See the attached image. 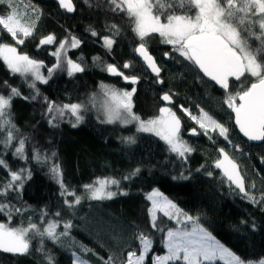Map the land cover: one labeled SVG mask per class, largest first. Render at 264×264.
<instances>
[{
	"label": "trees",
	"instance_id": "trees-1",
	"mask_svg": "<svg viewBox=\"0 0 264 264\" xmlns=\"http://www.w3.org/2000/svg\"><path fill=\"white\" fill-rule=\"evenodd\" d=\"M21 1L17 0V3ZM25 1L29 5L27 19H35L32 7L39 17L34 34L26 38L24 44L16 45L11 36L2 31L0 43L16 46L18 53L42 60L46 71L56 63V57L51 53L59 42L65 37L75 36L81 44L76 49H69L67 57L80 63L84 71L72 76L68 75L66 67L54 71L46 84L37 82L40 95L32 100L34 92L28 87L31 79L11 73L0 60V94L7 96L10 88H17L21 94L13 99L11 113L13 123L19 129L18 137L28 138L25 145L28 159L23 161L12 156L15 144L7 152L0 146V156L12 171L21 168L31 171V178L26 180L23 188L9 192L6 197L0 196V203L22 209L20 213L13 211L11 227H26L29 218L39 223L42 211L48 213L47 219L61 221L58 232L63 231L66 221H71L72 227L68 236L62 237L59 243L44 238L43 252L38 251L41 247L39 237L30 239V248L25 254L0 250V264H47V255L52 257L53 264H73V253L89 264H104L109 257H112V264H123L129 251L138 253L137 231L153 239L152 253L144 262L151 264L153 253L164 254L166 251L161 243L162 233L152 228L148 214L151 203L146 194L153 189L160 190L183 212L197 218L201 227L243 260L264 258V202H261V194L264 193V142L251 144L239 136L233 126L231 110L223 105L225 91L174 53L170 45L162 44L158 34H153L147 38L146 44L161 70L159 80L163 83H157V78L148 73L133 53L140 41L132 32V21L126 13L113 11L110 0H73L74 11L71 14L54 0ZM7 11L6 5L0 4V13ZM184 11L178 2L172 9H165L166 14L179 15ZM112 25L119 28V34L114 35L110 31ZM91 30H95L98 36H92ZM48 34H54L55 43L38 48L40 38ZM103 36L114 39L111 51L102 46L100 37ZM249 45L254 52L260 48V42L254 38L249 40ZM165 52L170 53L169 57L164 56ZM93 57H99V60L94 62ZM257 58L264 63V51L259 52ZM125 62L131 63L132 67L124 69ZM107 64L117 65L125 75L139 79L133 84L118 75H110L104 70ZM252 82L255 78L248 74L239 81L230 79V92L235 95L246 90ZM101 83L120 91L135 88L131 97L132 111L145 121L158 116L162 106L174 107L182 122L181 137L193 149L186 160L170 153L166 143L154 133H137L133 124L103 123L93 111L83 112V119L76 127L72 126L74 118L71 121L68 118L57 120L56 126L48 123L51 117L47 115L45 97L56 105L89 104ZM163 93L172 96L171 104L161 101ZM181 105L193 114L199 112L197 105L208 111L230 129L231 144L218 133L211 134L212 140L200 132L198 138L190 137L188 131L195 128V124L179 110ZM127 137H133L135 142L126 143L124 138ZM232 145H239V150ZM33 147L42 156L51 158L47 164L32 159ZM220 148L239 165L246 191L255 196L258 203L241 196L223 178L215 166ZM53 163L59 165L64 184L75 190L77 195H85L83 185L96 178L121 181L119 188H111L118 194L102 201L85 198L69 210L60 196L59 184L50 173ZM136 168L140 169L137 175L123 180ZM8 179V171L0 168V186ZM121 192L127 195L119 194ZM57 212L61 213L60 217L55 216ZM157 220L158 227L165 232L176 226L174 220L160 212H157ZM0 222L9 224L5 213L0 212ZM82 246L92 251L84 253ZM211 264L224 263L213 261Z\"/></svg>",
	"mask_w": 264,
	"mask_h": 264
},
{
	"label": "snow or ice",
	"instance_id": "snow-or-ice-1",
	"mask_svg": "<svg viewBox=\"0 0 264 264\" xmlns=\"http://www.w3.org/2000/svg\"><path fill=\"white\" fill-rule=\"evenodd\" d=\"M87 2V0H85ZM184 9L183 14H166L165 9H172L176 3ZM0 4L6 5L8 11L0 13V32L5 31L16 42L22 45L26 38L31 37L35 31V22L39 19L37 10L32 7L31 12L35 19H26L27 13H21L17 0H0ZM59 7L68 13L74 11L73 0H58ZM113 11L126 13L132 21V32L139 39L140 43L133 49L134 55L142 60L147 69H150L159 80L160 68L155 58L150 53L146 40L153 34H158L162 44L170 45L174 53L190 63V66L197 69L203 75L215 82L225 91L223 105L231 110L235 115V125L239 128L249 141L264 142V63H261L257 54L264 51V0H110ZM29 6H25L27 9ZM110 31L114 35L119 34V28L112 25ZM91 35L96 37L98 33L91 30ZM254 38L260 42V48L255 52L250 48L249 40ZM102 46L111 51L114 39L112 36L100 37ZM54 34L41 37L37 47L52 45L55 43ZM81 41L75 37H65L56 46V50L51 53L56 57V63L47 69L48 76L41 73L45 67L42 60L30 58L27 54H20L17 47L0 43V60L13 74H20L22 77H31L28 87L33 90L32 100H36L39 95L37 82L46 84L56 70H66L69 76L84 71L80 63L67 57L69 49H76ZM170 53L165 52L164 56L169 57ZM99 57H93V61ZM124 69H130L131 63L125 62ZM109 74L118 75L125 81L133 84L139 79L136 76H127L119 71L118 66L107 64L105 69ZM246 74L255 78L246 90H242L233 95L230 92V78L237 81L245 77ZM5 86L7 82H5ZM10 87V86H9ZM101 90L107 98L103 105L105 119L103 123H114L119 121L122 125L135 122L137 133H154L168 146V151L174 153L177 158L186 160L187 154L193 149L182 139L181 118L171 107L162 106L159 108V115L147 121L142 120L132 111L131 97L135 88L131 92H121L111 86L101 83ZM21 94L17 88H10L7 96L0 94V146L7 152L15 144L12 156L16 159L26 161L25 145L27 137H18L19 129L13 123L11 105L14 98ZM237 97L239 103H237ZM25 99H28L25 97ZM160 99L171 103L172 96L163 93ZM47 115L51 118L48 123L56 126L57 120L68 118L75 119L73 127H76L83 119L80 115L86 107L84 104L71 103L56 105L48 101ZM198 115L193 114L188 108L180 106L182 111L190 120L198 125L203 134L209 140L214 139L212 133H218L231 144L229 140L228 127L220 123L208 111L199 105ZM190 134L198 135L197 128H191ZM126 143H134L133 137L124 138ZM239 150V145H232ZM223 160H217L215 166L222 168L228 180L239 189L252 203H258L255 196L250 195L244 184V178L238 171V166L232 161L223 148L219 149ZM55 156V153L52 154ZM32 159L37 163L47 164L51 159L47 155L42 156L40 151L33 147ZM227 163V167L225 166ZM264 163V161H262ZM0 168L8 171L9 179L0 186V196H7L11 191H20L26 180L31 178L29 169L21 168L12 171L6 160L0 156ZM140 172L139 168L132 171L130 176L123 177L129 180L132 176ZM50 173L60 186V196L64 200V206L72 210L85 198L88 200L102 201L112 199L118 193L111 190L112 186L119 188L121 181L113 178H96L92 183L83 185L85 195H77L75 190H70L64 184L62 173L58 164L53 163ZM211 175V173H209ZM181 177L187 179V177ZM175 179V178H174ZM255 188V185H252ZM127 195L125 192L119 193ZM71 198V199H70ZM146 199L151 202L148 209L152 228L162 233L161 243L166 250L164 254L153 253L151 264H211L213 261L221 260L225 264H264V258L258 261H245L236 255L203 227L199 226L197 218L183 212L172 200L164 196L157 189L146 194ZM261 202H264V193L261 194ZM20 213L22 209L13 208L11 204L0 203V212L8 216L9 224L0 222V250L16 254H25L30 248V239L39 237L41 247L38 251L43 252L44 238L53 243H59L62 237L69 234L72 227L71 221L63 223V231L58 232L61 221L59 219H47L48 213L42 211L39 223L29 222L26 227H11L12 213ZM157 212L163 214L169 220L177 221L176 227H170L165 232L158 227ZM60 217L61 213H55ZM191 224V227H189ZM135 239L139 242L138 253L136 250L127 253V259L123 264H144L146 257L152 253L153 239L144 232L137 231ZM82 252L90 253L92 250L82 246ZM73 264H89L86 259L76 253L72 254ZM47 264H53L50 255L46 256ZM104 264H112V257L104 261Z\"/></svg>",
	"mask_w": 264,
	"mask_h": 264
},
{
	"label": "rangeland",
	"instance_id": "rangeland-1",
	"mask_svg": "<svg viewBox=\"0 0 264 264\" xmlns=\"http://www.w3.org/2000/svg\"><path fill=\"white\" fill-rule=\"evenodd\" d=\"M19 4V6L21 7V13L23 14V13H27V11L29 10V7H27V9L25 8V6L27 5V6H29L28 4H27V2L25 1V0H22L20 3H18ZM26 19H27V15H26ZM0 27H2V26H0ZM6 31V30H5ZM15 42V41H14ZM16 43V42H15ZM50 68V67H49ZM48 69V68H47ZM41 73L44 75V76H48V71L46 70V71H44L43 70V68L41 69ZM30 79H31V77L30 76H28ZM118 91H120V90H118ZM121 92H131V91H129V90H122ZM106 100H107V98L105 97V95H104V93H103V91L101 90V88L97 91V92H95L93 95H92V98L90 99V101H89V104H84V105H86V107H85V109L80 113V115L83 117V112H85V111H93V112H95V114L103 121L104 119H105V116H104V112H103V105L105 104V102H106ZM80 104H83V103H80ZM165 106H168V105H165ZM168 107H171V106H168ZM172 108V110L174 111V112H176V109L174 108V107H171ZM179 110H180V107H179ZM196 115H198V113L196 114ZM192 121V120H191ZM193 122V121H192ZM74 123H75V121H74ZM194 124H195V122H193ZM114 124H119V125H122L119 121H116V122H114ZM130 124H133L134 126H135V128H137V125H136V123L135 122H132V123H130ZM130 124H128V125H130ZM195 128H197V131L198 132H200V133H202L203 134V131L202 130H200L199 129V127H198V125L197 124H195ZM112 188V187H111ZM158 190V189H157ZM113 191V190H112ZM160 191V190H159ZM115 192V191H114ZM152 192V191H151ZM161 192V191H160ZM150 193V192H149ZM162 193V192H161ZM164 194V193H163ZM164 196H166L165 194H164ZM167 197V196H166ZM151 203V202H150ZM151 205V204H150ZM151 207V206H150ZM174 220V222L176 223V225H177V221L175 220V219H173ZM200 226V225H199ZM176 227V226H175ZM189 227H191V224H189ZM213 236V235H212ZM214 237V236H213ZM216 239V238H215ZM216 240H218V239H216ZM219 241V240H218ZM220 242V241H219ZM221 243V242H220ZM222 245H224L223 243H221ZM225 246V245H224ZM226 248H228L227 246H225ZM229 249V248H228ZM230 250V249H229ZM231 251V250H230ZM217 261H220V262H222V263H224L225 264V262L224 261H221V260H217ZM258 261V260H257Z\"/></svg>",
	"mask_w": 264,
	"mask_h": 264
},
{
	"label": "water",
	"instance_id": "water-1",
	"mask_svg": "<svg viewBox=\"0 0 264 264\" xmlns=\"http://www.w3.org/2000/svg\"><path fill=\"white\" fill-rule=\"evenodd\" d=\"M57 4H58V0H54ZM64 10V9H63ZM66 11V10H65ZM67 12V11H66ZM68 13V12H67ZM73 13V12H72ZM69 14H71V13H69ZM141 60V59H140ZM142 61V60H141ZM143 63V62H142ZM145 66V65H144ZM145 68H146V66H145ZM146 70L148 71V73L152 76V77H156V75L154 74V73H152L151 72V70L150 69H147L146 68ZM201 73V72H200ZM202 75H203V73H201ZM110 75H112V74H110ZM160 75H161V71H160ZM160 75H159V77H160ZM204 76V75H203ZM205 77V76H204ZM157 78V77H156ZM206 79H208L209 80V78H207V77H205ZM230 79H234V78H230ZM130 83H132L131 81H129ZM213 82V81H212ZM213 83H215V82H213ZM219 86V85H218ZM162 101V100H161ZM162 102H164V101H162ZM237 103H239V99L236 101ZM164 103H166V104H171V103H167V102H164ZM232 114V117H233V126H234V128H235V130L237 131V133L239 134V136L243 139V140H245L246 142H248V143H251V144H261L262 142H256V141H249L246 137H244L243 136V134L242 133H240V131H239V128L235 125V115H234V113H231ZM198 132V131H197ZM199 133V132H198ZM188 135L190 136V137H192V138H198L199 137V135L200 134H198V135H192V134H190V131H188ZM221 149V148H220ZM226 152V151H225ZM227 153V152H226ZM217 154H218V158H217V160H223V157L220 155V153H219V149H218V151H217ZM228 154V153H227ZM228 156H229V158L232 160V161H234L235 162V164L238 166V171H239V173H240V175L242 176V174H241V171H240V168H239V165L236 163V161L235 160H233L232 158H231V156L228 154ZM225 166L227 167V163L225 162ZM218 170H219V172L222 174V176H223V178L230 184V186L233 188V189H235L241 196H244V194L243 193H240L239 192V189L238 188H236V186L234 185V184H232L229 180H228V178H227V176L224 174V170L222 169V168H218ZM243 177V176H242ZM244 178V177H243ZM244 184H245V180H244ZM246 189V188H245Z\"/></svg>",
	"mask_w": 264,
	"mask_h": 264
}]
</instances>
